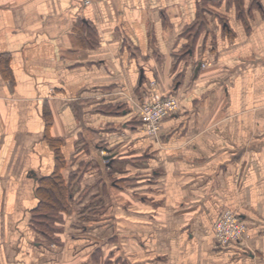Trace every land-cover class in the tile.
<instances>
[{
  "label": "crops",
  "instance_id": "obj_1",
  "mask_svg": "<svg viewBox=\"0 0 264 264\" xmlns=\"http://www.w3.org/2000/svg\"><path fill=\"white\" fill-rule=\"evenodd\" d=\"M0 264H264V0H0Z\"/></svg>",
  "mask_w": 264,
  "mask_h": 264
},
{
  "label": "built area",
  "instance_id": "obj_2",
  "mask_svg": "<svg viewBox=\"0 0 264 264\" xmlns=\"http://www.w3.org/2000/svg\"><path fill=\"white\" fill-rule=\"evenodd\" d=\"M84 3L91 5L93 0H84ZM131 102L138 116L144 121L147 131L151 134H158L162 120L174 113L179 107L178 100L174 97H164L154 101L147 99L136 101L132 99ZM101 152L105 154L104 149ZM213 238L217 247H224L231 243L247 246L251 235L238 212L226 208L221 212L214 224Z\"/></svg>",
  "mask_w": 264,
  "mask_h": 264
},
{
  "label": "trees",
  "instance_id": "obj_3",
  "mask_svg": "<svg viewBox=\"0 0 264 264\" xmlns=\"http://www.w3.org/2000/svg\"><path fill=\"white\" fill-rule=\"evenodd\" d=\"M61 166V163L58 165V169ZM53 173V176L47 178L46 182H42L44 185L46 195L42 200V208L48 211H51V215H56V211L63 210L64 212L70 210V202L65 199L66 191L62 183V174L59 170ZM68 193H72V187L68 188ZM69 195V194H68ZM71 196V195H69ZM70 198V197H69ZM70 201V200H69ZM51 218V216H50ZM51 220V219H50ZM48 224V222H47ZM50 229L48 232L53 230V227L49 226ZM52 229V230H51ZM54 233V232H52Z\"/></svg>",
  "mask_w": 264,
  "mask_h": 264
},
{
  "label": "water",
  "instance_id": "obj_4",
  "mask_svg": "<svg viewBox=\"0 0 264 264\" xmlns=\"http://www.w3.org/2000/svg\"><path fill=\"white\" fill-rule=\"evenodd\" d=\"M202 65V62L198 63V67H200ZM110 157V155H106L105 159H108Z\"/></svg>",
  "mask_w": 264,
  "mask_h": 264
}]
</instances>
